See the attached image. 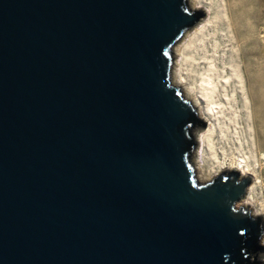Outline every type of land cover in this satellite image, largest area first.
I'll use <instances>...</instances> for the list:
<instances>
[{"label":"water","instance_id":"obj_1","mask_svg":"<svg viewBox=\"0 0 264 264\" xmlns=\"http://www.w3.org/2000/svg\"><path fill=\"white\" fill-rule=\"evenodd\" d=\"M201 16L0 0V264H264V218L236 205L250 176L197 180L205 122L170 79Z\"/></svg>","mask_w":264,"mask_h":264},{"label":"rangeland","instance_id":"obj_2","mask_svg":"<svg viewBox=\"0 0 264 264\" xmlns=\"http://www.w3.org/2000/svg\"><path fill=\"white\" fill-rule=\"evenodd\" d=\"M211 1L214 8H211L208 12L206 11L207 7H203V16L199 17L197 20L202 21L200 22L199 27L205 25L202 32L203 34L201 35L198 32L194 34L192 32L190 33V39L188 36L183 42H181L182 40L178 42L181 45L180 47L184 50L183 53L187 57L183 64L184 67L182 65V68H184L183 71L185 72L184 76L186 79L188 78V81L195 80L194 83L198 84L197 82L199 81L200 74L206 71L207 64L212 63V65L215 66L214 70L219 74L224 62L227 61L230 64V69H232L234 75L232 76L231 85L226 88V90L225 88H220L219 93L220 95L225 93L227 100H231L233 97L236 98V103L231 108L223 104V107L225 108L221 107V110L229 117H231L233 113H239L240 116H242V119H244V125L241 124L240 128L242 127L245 130V133L244 131H241L238 136L239 139L243 140L244 138H242V136H245V138L249 140V134H253L256 129L259 130L264 138V0ZM228 3H230V5H232V3L237 5V12L235 14H233L234 12L231 10L232 15L228 12ZM195 9L201 10L202 8ZM235 23H237V25L239 23L238 26H240V30L237 31V25H235ZM245 42L247 44L246 46L243 45ZM244 47L251 52L248 56L249 61H254V64L256 63L258 65L257 68L259 67V69L256 68L257 70L254 72V81H251L250 85L245 83V77L242 71V52ZM184 54L178 56L179 61ZM217 81L219 84V76ZM250 94L256 98V101L253 103L250 99ZM251 111L259 121V125L257 127L255 126V128L250 119ZM240 128L236 126L237 130H242ZM201 129L195 128L193 130L195 138L197 131H200ZM230 136L231 140L224 143L223 147V153H227L225 158H227L230 151L236 152L235 147L238 145L234 134H230ZM243 145L245 148L244 151H247L248 148L244 141ZM262 146V148H264V140L262 141ZM254 147L255 145L252 144L250 147L251 150L254 149ZM251 154L252 153L249 154L250 163H252L250 157ZM220 155H222L221 152ZM192 156L194 161H199L200 166L204 167L206 165L204 161V151L202 148L198 147V144L197 147L193 149ZM206 167L207 166H205V168ZM255 175L256 183L252 187L249 195L250 203L246 204L243 202L247 195L244 194L245 196L238 200L236 205H247L252 212H257L256 214L261 215L264 218V167H261L258 170L256 169ZM262 239L264 241L263 236ZM263 241L262 244L264 249Z\"/></svg>","mask_w":264,"mask_h":264},{"label":"bare ground","instance_id":"obj_3","mask_svg":"<svg viewBox=\"0 0 264 264\" xmlns=\"http://www.w3.org/2000/svg\"><path fill=\"white\" fill-rule=\"evenodd\" d=\"M187 2L189 7L194 9L202 8L201 10H203V7L206 6V11L209 12L211 8H214L211 0H187ZM230 10L234 12L233 14H235L237 12V5L234 3L230 5V3H228V12H230L232 15V12ZM200 22L202 21L199 20L195 22L190 28H188L183 33L178 42H180L181 40V42H183L188 36L190 39V33L192 32L194 34L198 32L202 35L205 25L203 24L204 26H201L202 28L199 27ZM235 25H237V23H235ZM238 25L237 31L241 29ZM178 42L174 46V61L170 79H172V82L181 89L182 94L193 104L197 113V117L205 122V126L202 127L200 131H197L196 138L194 134V139L196 142V147L198 144V147L202 148V150L204 151V161L206 163L205 166L207 167L205 168V166H200V163L197 160L194 161L196 178L200 182H205L210 178V176H214V174H216L217 172L225 169L236 170L240 175H249L251 176L252 183L250 182V184L246 187L245 195H247H244L245 198L243 201L244 203L249 204V195L252 187L256 183L255 170L264 167V148H262V141L264 140V138L260 134L259 130L256 129L254 133L252 132L253 134H249V140L245 138V136H242V138H244L243 140L239 139V133L241 131H244L245 133V130L242 127L240 128L241 124L244 125V119H242V116H240L239 113H233L232 116L229 117L221 110L223 104L231 108L236 103V98L233 97L231 100H227V96L225 93H223L222 95H220L219 93L220 88H225L226 90V88L231 85L232 76L234 75V73L232 69H230V64L225 61L224 65L219 71V74H217V71L214 70L215 66L212 65V63L207 64L206 71L200 74L199 81L197 82L198 84H195V80L188 81V78L186 79V77L184 76L185 72L183 71L184 68H182V65L184 64V61L187 57L183 53L184 50L182 47H180L181 45ZM243 45L246 46V42ZM242 53V71L245 77V83L250 85V82L254 81V72L259 69V67L257 68L258 65L256 63L254 64V61H249L248 56L251 52L246 47H244ZM181 54H184V56L179 61L178 56ZM218 76L220 82L219 84L217 81ZM250 99L252 103L256 101V98H254L252 94H250ZM250 119L252 121V125H254V128L255 126L257 127L259 125V121L257 118H255L252 111L250 113ZM236 126L242 130H237ZM230 134H234L237 139L238 145L235 147L236 152L234 151V153L233 151H230L227 158H225L227 153H223V147L224 143H227L228 140H231ZM243 141L246 143V146L248 148L247 151H244L245 148L243 145ZM252 144H254L255 147L251 150L250 147L252 146ZM220 152L222 153V155H220ZM250 153H252L250 156L252 163H250L249 160ZM252 213L256 214L257 212ZM262 241L261 245H263Z\"/></svg>","mask_w":264,"mask_h":264},{"label":"trees","instance_id":"obj_4","mask_svg":"<svg viewBox=\"0 0 264 264\" xmlns=\"http://www.w3.org/2000/svg\"><path fill=\"white\" fill-rule=\"evenodd\" d=\"M196 123H199V120H196Z\"/></svg>","mask_w":264,"mask_h":264}]
</instances>
